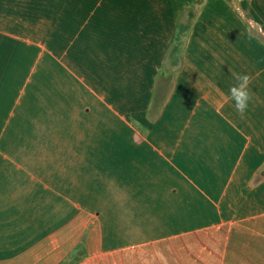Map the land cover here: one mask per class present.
<instances>
[{
    "label": "crops",
    "instance_id": "1",
    "mask_svg": "<svg viewBox=\"0 0 264 264\" xmlns=\"http://www.w3.org/2000/svg\"><path fill=\"white\" fill-rule=\"evenodd\" d=\"M195 1L0 0V264H264V30L204 0L169 85Z\"/></svg>",
    "mask_w": 264,
    "mask_h": 264
},
{
    "label": "trees",
    "instance_id": "2",
    "mask_svg": "<svg viewBox=\"0 0 264 264\" xmlns=\"http://www.w3.org/2000/svg\"><path fill=\"white\" fill-rule=\"evenodd\" d=\"M203 2L204 0H196L192 3L187 8L183 18L179 22L173 42L165 58L164 67L161 70V77L166 79L169 85L182 65L187 39ZM240 3L242 8L247 11V19H253L256 23L260 24L264 30V20L254 8L251 0H241ZM166 91L167 90H165L164 93L162 92L160 95H158V91L156 92L154 97L155 105L158 106L162 104L163 100L166 98ZM85 253V241L83 240L79 246H77V248L59 264H76L84 257Z\"/></svg>",
    "mask_w": 264,
    "mask_h": 264
},
{
    "label": "clouds",
    "instance_id": "3",
    "mask_svg": "<svg viewBox=\"0 0 264 264\" xmlns=\"http://www.w3.org/2000/svg\"><path fill=\"white\" fill-rule=\"evenodd\" d=\"M232 75L236 83L229 89L230 97L234 102L237 113L243 118L249 107V102L253 99V95L248 88L251 77L243 73H233Z\"/></svg>",
    "mask_w": 264,
    "mask_h": 264
},
{
    "label": "rangeland",
    "instance_id": "4",
    "mask_svg": "<svg viewBox=\"0 0 264 264\" xmlns=\"http://www.w3.org/2000/svg\"><path fill=\"white\" fill-rule=\"evenodd\" d=\"M240 2H241V0H239V5H240V7H241L242 11L245 13V15H246V17H247V11H246V10H244V9L242 8V6H241V3H240ZM251 3H252V0H251ZM250 25H251V28H252L254 31H256V32H258V33H259V31H260V28H259L258 24H256L255 22L251 21Z\"/></svg>",
    "mask_w": 264,
    "mask_h": 264
}]
</instances>
